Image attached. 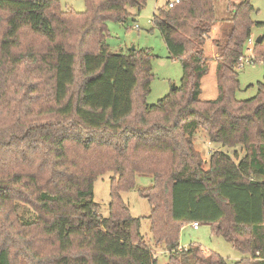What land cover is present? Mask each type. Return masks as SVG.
<instances>
[{
    "label": "trees",
    "instance_id": "16d2710c",
    "mask_svg": "<svg viewBox=\"0 0 264 264\" xmlns=\"http://www.w3.org/2000/svg\"><path fill=\"white\" fill-rule=\"evenodd\" d=\"M180 1L153 23L182 62V85L150 106L152 53L106 44L107 23L128 24L147 0H85L84 13L60 0H0V264H17L16 254L20 264H159L122 197L137 175L153 178L140 195L167 264H230L199 245L181 250L180 232L195 222L250 255L233 264H264V82L251 99L235 96L239 59L264 23L251 20V0L231 7V29L215 43L219 94L203 100L215 6ZM253 47V64H264V33ZM200 130L233 154L205 162ZM108 173L105 218L94 185Z\"/></svg>",
    "mask_w": 264,
    "mask_h": 264
},
{
    "label": "rangeland",
    "instance_id": "374dc122",
    "mask_svg": "<svg viewBox=\"0 0 264 264\" xmlns=\"http://www.w3.org/2000/svg\"><path fill=\"white\" fill-rule=\"evenodd\" d=\"M174 0H147V3L141 13L132 10L133 18L126 25L118 24L114 21L107 23L109 36L106 44L111 52L115 54H127L133 48L136 50H148L154 56L152 61V73L154 79L151 84V92L146 98L148 105H156L160 100L168 96L174 87H181L183 78V66L181 60L171 59L168 48L160 31L153 23L154 15L159 9L167 8L168 2ZM246 0H213L215 6V15L218 20V26L211 32L210 40L204 47V58L207 60L210 72L202 80V99L214 100L217 98L218 81L216 74V41L224 37V32L230 31V21L233 17L231 7L239 6ZM61 7L64 10L71 9L77 13H84L86 10L85 0H60ZM254 8L251 13V20L254 23H264V0H251ZM138 27V28H137ZM264 29L254 27L251 41L255 42ZM2 34H0V40ZM245 57L255 58L253 45H249ZM238 79L240 87L236 91L238 100H247L256 96L258 92V83L264 82V64H248L239 71ZM195 147L200 151L205 162H208L210 154L215 151H229L218 144L210 143L204 131L200 130L195 136ZM240 156L244 153L239 148ZM208 164V163H207ZM206 164V165H207ZM113 173H108L100 177L94 185L95 203L100 207V215L109 217L110 215V192ZM135 188L129 192L122 193L125 203L128 205L131 215L141 220V234L145 242L152 248L159 264L169 262V251L165 246L157 247L151 230V207L149 202L141 197L140 191L153 186L154 181L150 176L137 175L135 177ZM21 214H25L27 219L32 216V211L21 205ZM180 247L185 250L191 245H199L206 252H214L224 258L228 263L233 264L249 258V254L242 253L235 249L232 244L223 237H217L213 234L210 225L201 224L198 230L193 229L192 224L182 228L179 238ZM181 249V250H182ZM180 250V251H181ZM22 254H16L17 264L21 263ZM26 264H29L28 262Z\"/></svg>",
    "mask_w": 264,
    "mask_h": 264
},
{
    "label": "built area",
    "instance_id": "2783aa9c",
    "mask_svg": "<svg viewBox=\"0 0 264 264\" xmlns=\"http://www.w3.org/2000/svg\"><path fill=\"white\" fill-rule=\"evenodd\" d=\"M180 2H181L180 0L170 1L169 4H168V8H174L175 6H177L178 4H180ZM249 45L250 46L253 45V42L251 40L249 41ZM253 61H254V57L253 58L247 57V56L246 57L245 56L244 57H241L239 59V63H240V66L239 67L243 69L246 65L253 64ZM200 226H201V224L198 223V222H195V223L192 224V227L195 230H198L200 228Z\"/></svg>",
    "mask_w": 264,
    "mask_h": 264
},
{
    "label": "water",
    "instance_id": "95a60500",
    "mask_svg": "<svg viewBox=\"0 0 264 264\" xmlns=\"http://www.w3.org/2000/svg\"><path fill=\"white\" fill-rule=\"evenodd\" d=\"M133 50H135V48H133ZM175 88V87H174Z\"/></svg>",
    "mask_w": 264,
    "mask_h": 264
},
{
    "label": "crops",
    "instance_id": "0c3cea01",
    "mask_svg": "<svg viewBox=\"0 0 264 264\" xmlns=\"http://www.w3.org/2000/svg\"><path fill=\"white\" fill-rule=\"evenodd\" d=\"M181 248V247H180ZM182 249V248H181Z\"/></svg>",
    "mask_w": 264,
    "mask_h": 264
}]
</instances>
